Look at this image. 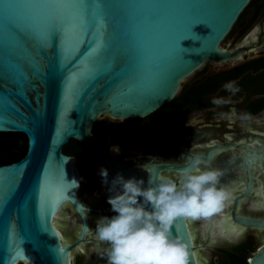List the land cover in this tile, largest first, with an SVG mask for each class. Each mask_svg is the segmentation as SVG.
<instances>
[{
  "label": "water",
  "instance_id": "1",
  "mask_svg": "<svg viewBox=\"0 0 264 264\" xmlns=\"http://www.w3.org/2000/svg\"><path fill=\"white\" fill-rule=\"evenodd\" d=\"M251 1L0 0V132L28 138L22 159L0 165V264H72L71 249L85 241L84 211L99 210L78 198L79 163L63 151L70 140L86 148L109 197L118 173L142 178L147 187L149 176L159 181L163 169L190 172L212 157L199 155L180 166L149 163L143 172L98 151L93 128L103 117L133 122L150 116L206 63L238 58L241 48L222 43ZM52 33L63 35L59 49L50 45ZM258 157L264 167V156ZM101 168L108 169L106 184ZM66 204L83 223L74 244H65L56 227ZM232 218L264 229V220ZM222 224H209L215 239ZM172 231L189 244V264H208L207 256L200 259L188 218H177ZM18 247L23 255L12 259ZM250 262L264 264V245Z\"/></svg>",
  "mask_w": 264,
  "mask_h": 264
},
{
  "label": "flooded vegetation",
  "instance_id": "2",
  "mask_svg": "<svg viewBox=\"0 0 264 264\" xmlns=\"http://www.w3.org/2000/svg\"><path fill=\"white\" fill-rule=\"evenodd\" d=\"M233 35L231 46L224 48H241L240 56L221 66L206 63L184 83L183 88L187 87L191 97L184 114L148 132L137 130L145 123L103 117L99 120L105 133L97 136L93 132L98 151L116 155L128 166H140L143 172L148 171L146 165L149 163L180 166L193 157L208 156L212 152L210 159H201L190 172L221 169L224 174L219 183L232 193V203L212 217L188 218L200 259L207 261L202 255L207 256L208 264L230 262L229 252L235 253L238 259L246 258L248 263V258L264 245V229L241 225L232 218L239 215L264 220V167L258 157L264 156V0L251 8ZM230 82L240 89L235 94L224 87ZM201 84L205 86L204 90L196 92L194 89ZM214 99H221L223 103L214 104ZM245 115L247 119L242 118ZM114 127H126L128 130L123 132L127 137L117 139L120 136L115 134ZM67 145L64 153L75 157L81 170L78 198L84 206L99 210L84 211L89 231L85 241L71 249L72 264H107L105 249L108 245L96 238V226L101 217H112L117 213L108 203L109 196L99 181L98 166L86 148L85 153H68ZM180 174L163 169L160 177L178 181ZM250 185L251 192L245 195ZM222 220L224 224L214 230L218 234L215 239L209 233V224L214 221L217 225ZM82 226L80 215L71 204H66L56 220L63 242L74 244ZM241 228L245 229L241 235L233 234V229Z\"/></svg>",
  "mask_w": 264,
  "mask_h": 264
},
{
  "label": "clouds",
  "instance_id": "3",
  "mask_svg": "<svg viewBox=\"0 0 264 264\" xmlns=\"http://www.w3.org/2000/svg\"><path fill=\"white\" fill-rule=\"evenodd\" d=\"M224 87L233 94L240 90L231 82ZM99 174L108 183V169L101 168ZM223 174L219 168H208L183 172L178 181H154L149 176L145 187L142 178L125 179L118 173L111 182L114 194L108 198L117 214L101 217L95 233L108 245L107 264H189V244L173 234L172 226L177 218H209L226 207L232 193L219 183Z\"/></svg>",
  "mask_w": 264,
  "mask_h": 264
},
{
  "label": "trees",
  "instance_id": "4",
  "mask_svg": "<svg viewBox=\"0 0 264 264\" xmlns=\"http://www.w3.org/2000/svg\"><path fill=\"white\" fill-rule=\"evenodd\" d=\"M259 0H252L250 4L246 7V9L240 15L238 21L236 22L234 28L232 29L229 36L233 35L237 29V26L243 22L246 14L251 10V8L258 3ZM205 83V82H204ZM203 83V84H204ZM196 87L194 90L196 92H202L205 86ZM190 98L188 96V89L184 87L179 95H177L169 104L163 106L150 116H147L141 120L134 122L135 124L145 123V125L141 128H138V131L148 132L153 128L161 126V123L171 120L172 118L179 117L184 114L188 107L186 105L190 102ZM148 122V123H147ZM106 129L103 128L101 121H97L94 125L93 132L96 133L97 136H101L104 134ZM125 128L114 127L113 131L117 136H120L117 139L127 137L123 131H127ZM128 136H132L129 134ZM28 150V138L25 134L19 132H0V165L10 164L12 162L19 161L22 159ZM66 152L68 153H85V147L76 140H72L66 147ZM231 256V261L220 264H248L246 258L243 260L236 258V254L233 252H229Z\"/></svg>",
  "mask_w": 264,
  "mask_h": 264
},
{
  "label": "snow or ice",
  "instance_id": "5",
  "mask_svg": "<svg viewBox=\"0 0 264 264\" xmlns=\"http://www.w3.org/2000/svg\"><path fill=\"white\" fill-rule=\"evenodd\" d=\"M48 39H49L50 45L57 47V49H59V43L62 41L63 35L61 33H52L49 35ZM249 191H250V189H249ZM231 203H232V200L230 199L227 202L226 207L230 206ZM222 211H223V209L218 213H222ZM176 230H177V234H180V228L178 225H177ZM243 231H245V229H242V228L239 230H237V229L232 230L233 234H235V235H241L243 233ZM22 255H23L22 247H18V248L13 250V255L11 258L16 259L17 257H21ZM26 264H27V262H26ZM250 264H252V262H250Z\"/></svg>",
  "mask_w": 264,
  "mask_h": 264
},
{
  "label": "rangeland",
  "instance_id": "6",
  "mask_svg": "<svg viewBox=\"0 0 264 264\" xmlns=\"http://www.w3.org/2000/svg\"><path fill=\"white\" fill-rule=\"evenodd\" d=\"M234 40V35L228 39H226L223 43H222V46H226V47H230L231 46V43L233 42ZM221 64H224V63H220V64H214V66H221ZM193 76V75H192ZM191 77H189L188 79H186L185 83L189 82V80H191Z\"/></svg>",
  "mask_w": 264,
  "mask_h": 264
}]
</instances>
